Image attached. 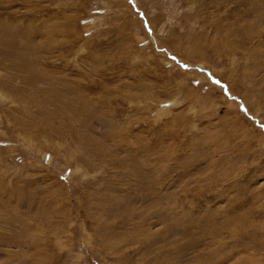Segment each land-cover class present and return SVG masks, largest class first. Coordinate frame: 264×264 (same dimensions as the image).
<instances>
[{"label":"rangeland","instance_id":"obj_1","mask_svg":"<svg viewBox=\"0 0 264 264\" xmlns=\"http://www.w3.org/2000/svg\"><path fill=\"white\" fill-rule=\"evenodd\" d=\"M0 264H264V0H0Z\"/></svg>","mask_w":264,"mask_h":264}]
</instances>
